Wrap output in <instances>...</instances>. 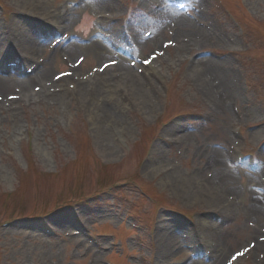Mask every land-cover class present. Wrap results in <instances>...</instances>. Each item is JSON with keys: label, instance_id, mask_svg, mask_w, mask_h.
<instances>
[{"label": "rangeland", "instance_id": "374dc122", "mask_svg": "<svg viewBox=\"0 0 264 264\" xmlns=\"http://www.w3.org/2000/svg\"><path fill=\"white\" fill-rule=\"evenodd\" d=\"M50 1L61 10L67 0ZM76 1L81 3L76 6L77 9L71 10L73 20L70 19L71 23L65 25L68 35L75 34L78 39L102 31L107 35L120 32L124 36L123 30L131 28L132 24L144 19L152 24L151 16L168 9L179 10L185 17L186 12L194 14L190 8H165L162 0H150L148 4L143 0H109L117 6L116 10L86 8L85 0ZM208 1L207 17L198 19L199 27L210 29L212 24L217 36L225 33L233 41L207 46L206 56L218 60L214 56L221 54L222 60L228 59L235 69L240 67L250 80L253 91L246 97L229 95L226 104L229 115L234 116L231 101L233 97L240 98L245 114L243 131L255 147L260 140L264 142V103L260 101L264 96V0H225L246 28L248 34L245 40L237 36L222 8L214 0ZM24 5L23 0H0V21L10 28L15 13L23 17L26 10ZM159 5L161 8H156ZM99 12L111 16L105 25L107 28L97 26ZM112 17L121 21L111 22ZM150 29L153 26L145 27V30ZM164 31L166 50L171 56L166 54L156 61L158 65L161 64L159 69L163 78H154L159 81L160 98L153 99L155 106L152 107L139 97L132 105H125L123 110L115 104L112 108L120 116L119 126L110 122L101 124V115L91 117L86 106L87 99L81 100L75 93L71 99L63 102L46 100L43 96L34 99L27 96L16 105L18 112L12 114L9 111L0 115V264H66L70 261L68 254L73 250L78 254L73 264H103L106 260L116 264H176L192 257L188 245L192 248L196 246L185 238L189 230H181L179 236L183 242L182 248L187 252L159 260L156 234L161 217L168 222L172 220L170 223L183 221L200 233L198 219H210L211 214H214L218 229L215 233L210 231L209 224L205 229L209 244L211 240L216 246L219 244L220 252L210 262H205L203 258L194 259L196 264H226L235 256L239 257L238 264H264V248L255 239L257 234L264 233V218L257 219L251 213L253 207L249 194H244L237 202L236 209L225 214L221 211V200L220 204L210 207L206 202L201 203L195 192L196 199L191 191L185 195L189 191L187 188L177 190L173 186H162L161 180H172L176 170H179L175 176L179 183L181 178H192L200 173L198 187L201 189L197 188L196 191L201 192L203 186H209L206 176L213 172L207 168V159L197 155L202 144L205 150L216 147V143L227 146L230 150L225 153L230 154L229 164L232 168L231 149L237 143H230L227 136H232V128L238 124L235 119L226 121L225 115L212 114V104L193 91L195 87L191 75L199 67L195 62L191 64L190 59L200 58L199 48L178 53L168 48L170 33L174 30L166 28ZM97 40L103 41L101 36ZM260 40L263 41L261 48L256 45ZM40 49L39 56L47 59L50 46H40ZM153 50V44L144 46V57L150 56ZM243 52L248 53L246 58L240 55ZM233 53L242 57L240 66L231 59ZM70 59L80 62L77 57ZM106 60L112 61V58L97 61L91 55L85 56L80 69L73 76L72 84L78 83L75 76L80 77V80L83 78L85 82L92 71ZM123 62L126 67H130L129 60ZM253 62L255 68L251 66ZM2 68L0 77L4 73ZM67 69L57 55L53 74H65ZM12 72L3 77L11 76ZM105 74L116 76L119 71L114 67ZM42 75L43 70L32 82L39 83ZM232 78L235 80L234 73ZM19 82L24 80L19 79ZM119 87L115 85L112 88L114 94L123 89ZM89 88L86 87V90ZM102 100L106 99L99 97L100 105ZM175 125L183 126L184 132L190 133V139H182V132H167L169 127ZM257 131H261V136L256 135V138L254 135ZM169 136L178 137L180 144L170 150L162 148L161 155L154 154L156 144L161 142L160 138ZM103 139H109L106 140L109 145L104 144ZM240 145L245 153L251 149L249 144ZM150 162L159 170L158 175L146 169ZM168 164L174 167L175 172L171 175L164 169ZM233 173L244 191L258 186L261 187L258 192L262 193L264 168L255 172L233 168ZM257 175H260L261 184L255 178ZM250 179L254 180L248 186ZM109 188L111 192H108ZM211 188L214 190L215 185ZM71 206L79 208L93 227L94 236L108 251L97 249L89 242L83 245L84 241L75 235L72 228L77 221L71 214ZM67 217H70L68 229L59 227L58 221ZM220 219L225 220L221 226L217 224ZM44 220L56 228L57 236H46L40 232L39 227ZM6 223L12 225L3 228L2 225ZM209 244L204 252L209 251ZM225 249L228 252L223 256L221 252Z\"/></svg>", "mask_w": 264, "mask_h": 264}, {"label": "bare ground", "instance_id": "6f19581e", "mask_svg": "<svg viewBox=\"0 0 264 264\" xmlns=\"http://www.w3.org/2000/svg\"><path fill=\"white\" fill-rule=\"evenodd\" d=\"M24 6L27 12L33 15V18L29 21H23V19H13L11 28H8L4 22L0 21V63H13L14 67H19L20 64L15 63V59L19 58L21 63L26 64L28 62V55L31 53H37L40 46L45 47L48 44L54 43L57 40V35L60 34V29H63V32H66V28L62 27L58 21H63L68 23L73 20L71 17V10H75L81 1L76 0H67L65 8H69L70 12L67 15L64 14L63 9H58L54 6V2L50 0H23ZM146 4L149 3V0H143ZM191 7L197 8V17L205 18L207 17V8L208 0H189ZM37 6H40L39 10L36 9ZM86 8H92L95 10L109 9L116 10V7L111 1L107 0H85ZM105 12H99L98 14L103 15ZM45 17H48V20L51 19L53 23L52 28H46L42 21ZM71 19V21H70ZM162 22H159L154 27V36L151 40L145 41V45L154 43L158 51L164 48V29L169 26L170 28H175L177 32V39L180 42V52L184 53L191 51L192 48H199L201 57L197 59L196 65L199 69L192 72V83L195 87V91L200 96L208 100L214 107L212 111L213 114H222L226 116V121H233L236 119L234 116H230L226 104L227 96L237 95L239 88H237L236 82L232 78L233 66L230 61L225 60L222 62L215 61L210 57H207L206 47L209 45H215L217 43H229L232 42L230 37H223L215 33V30L212 29L214 26L211 24V28H200L198 25V20H191L184 16L183 13L179 11L168 10V15L165 17L161 15ZM143 22H139V26L143 27ZM106 25L105 20L98 21V27H104ZM74 26L73 28H75ZM210 27V25H209ZM68 29V28H67ZM120 34V32H119ZM64 36V35H63ZM119 41H123L121 35L115 34ZM125 41V40H124ZM65 51L70 57H77L79 59L86 56H93L95 60L102 61L108 58L118 57L115 52L109 47L108 44H103V42L94 41L90 45H80L71 38L67 43L64 44ZM171 56L170 53L168 54ZM179 55V54H178ZM153 58H156V55L151 57V60L144 59L143 70L148 74L149 78H143L140 74L134 72L132 69L128 68L124 64V60H121V63L118 64L117 71L119 74L116 76H107L102 70H99L96 73V77L91 80L93 83L96 81L99 83V86L94 87L91 91L92 82L90 81V90H86V87L89 88L88 83L85 81L76 86L75 94L76 96L82 99H87L86 106H89L88 113L91 117L97 118L99 115L103 117L101 124L104 122H110L116 126L120 125V116L117 115L113 108L115 104L120 106V109L123 110L125 105H132L133 101L137 100L136 97L142 98L143 102L146 105L152 107L155 106L153 99L160 98V87L159 81L155 82L154 77H158L157 80H161L162 73L156 65ZM107 61V60H106ZM109 61V60H108ZM107 61V62H108ZM146 62V63H145ZM50 66V67H49ZM161 66V64L159 65ZM5 69V66L3 67ZM56 68V59L52 56L47 60L46 65L42 66L43 75L39 83L35 84L32 82L34 77L26 78L24 82H19L14 76L10 77H0V115L4 112L11 111L12 114L18 112L16 105H19L23 102V99L29 96L30 99L40 98L43 96L46 100H56L63 102L65 100L71 99V96L74 94L72 91L65 87V84H72V78L66 76L64 79H58V77L53 74ZM194 69V68H193ZM20 72V70H17ZM13 75V74H12ZM147 77V76H146ZM85 83L87 86H85ZM96 85V84H93ZM115 85H120L119 88L123 87L121 91H118L117 94H114L112 88ZM100 87V88H99ZM57 88H63L62 92H58ZM99 89V90H98ZM98 90V95L96 99L91 102L93 94ZM109 95V98L107 96ZM103 96L106 100H102V104H99V97ZM93 103V104H92ZM5 108V109H4ZM66 113V107L64 108ZM99 113V114H98ZM14 116V115H13ZM179 128L181 130H179ZM105 130V129H104ZM169 132H182V139L189 140L190 133L188 131L184 132L183 126L175 125L167 129ZM107 131V130H105ZM261 136V131H257L254 135ZM228 141H234L233 137L228 135ZM104 144L106 140L103 139ZM204 144L198 148V154L201 157L207 159V168L213 172V180L211 186H203V191H196L199 188L201 175L196 173L195 177L192 178H181V182H178V179L175 178L176 174L179 173V170H176L174 175H172V180L167 181L166 179L162 180V186L171 185L176 189H189L185 195H188L190 191L194 196V192L199 197L201 203L208 204L210 207L219 203L226 204L225 210L233 211L236 209L237 202L240 198H243L244 194H249L251 197V213L255 218H264V195L255 189L244 191L236 180V177L233 173V168L229 164V155L219 148L208 147L204 149ZM154 154H162L161 145L156 144L154 149ZM168 167V166H167ZM166 167V168H167ZM153 167L152 162L147 165V169H152L154 175H158L159 170ZM178 168V167H177ZM256 179L260 178V175L255 176ZM252 180L250 179L247 184L251 185ZM261 181V180H260ZM259 181V182H260ZM197 185V187H195ZM215 185V189L212 190V186ZM211 188V189H210ZM177 189V190H178ZM245 189V188H244ZM195 197V196H194ZM218 198H220L218 200ZM196 199V197H195ZM244 200V199H243ZM220 204V203H219ZM220 204V206H221ZM70 217L63 218L58 221L59 227L68 229ZM213 223V221H206L200 219V233L194 231L192 227H187L184 224L174 223L171 224L166 222L164 217L161 218L159 223V228L157 231V238L159 243V253L158 257L160 259H167L176 257L180 254L187 252L182 248L183 242L179 236L180 230L186 231L189 230V234L186 235L187 239H190L194 245L199 249V252H203L204 248L208 246L209 239L207 237V232L205 230V225L207 223ZM203 226V228H202ZM255 239L258 245L263 246L264 248V233L261 235L258 234L255 236ZM86 242H83V245ZM221 243V241H220ZM210 245V244H209ZM222 245V244H221ZM220 245V246H221ZM220 252V251H219ZM228 250H224L221 254L226 255ZM218 255V253H217ZM186 264H196L192 259Z\"/></svg>", "mask_w": 264, "mask_h": 264}]
</instances>
